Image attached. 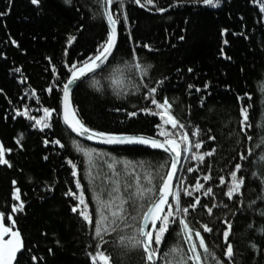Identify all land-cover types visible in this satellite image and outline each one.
I'll return each mask as SVG.
<instances>
[{
    "label": "trees",
    "instance_id": "1",
    "mask_svg": "<svg viewBox=\"0 0 264 264\" xmlns=\"http://www.w3.org/2000/svg\"><path fill=\"white\" fill-rule=\"evenodd\" d=\"M193 4H203V0H154L152 4L122 0V4L111 5L114 17H119L116 50L103 70L74 89L72 106L78 118L99 132L163 139L157 136L162 123L159 115L142 109L159 113L151 98L161 103L170 99L169 114L185 125L183 131L199 130L198 137L190 138L203 142L200 152L215 149L203 163L181 159L177 176L184 183L181 186L175 179L173 187L181 206L187 207L196 197L207 207L217 205L212 215L207 207L197 205L184 218L218 257L224 256L226 248L224 222H231L229 242L236 264H264V3L220 0L218 7ZM0 13H6L0 15V147L7 161L0 164V214L12 217L0 223L20 234L22 248L15 264H92L91 255L101 250L97 245L110 255L109 264H142V253L130 240L134 228L123 221L102 240L95 236L97 208L108 200V189L101 186L100 177L111 176L107 163L112 160L131 162L127 169L116 165L124 175L112 177V186L118 180L121 188L111 200L115 210L121 204L117 197H127L124 188L129 180L134 192L135 177L143 185L144 176L151 173L153 182L148 186L155 188L160 180L157 173L169 170L170 166L160 167L167 155L142 147L91 144L73 135L61 118L62 88L71 65L82 66L106 42L108 29L101 7L97 0H38L37 4L0 0ZM69 37H75L71 44ZM137 63L146 72L137 70ZM151 87L157 93L150 94ZM245 105L250 126L242 132L239 110ZM45 109L51 111L50 117L45 116ZM131 112L136 115L130 117ZM165 130L175 131L170 125ZM77 144L96 150L93 164L77 151ZM237 163L241 165L238 176L245 184L242 194L229 200L225 193ZM73 165L76 177L71 174ZM188 168L195 171L188 172ZM90 172L99 176L92 180ZM205 175L208 181L203 180ZM222 177L225 184L220 183ZM197 181L204 188L192 191ZM17 188L24 208L14 213L13 206L19 202L12 194ZM207 188H212L211 195H204ZM185 190L192 195H184ZM69 191L76 196L83 192L91 224L79 214L83 206L77 213L71 211L78 200L66 195ZM124 206L129 217L137 214L130 202ZM202 224L213 231L204 232ZM179 231L176 222L165 236L158 264H175L169 253L177 244L187 248ZM221 264H227L226 260Z\"/></svg>",
    "mask_w": 264,
    "mask_h": 264
},
{
    "label": "snow or ice",
    "instance_id": "2",
    "mask_svg": "<svg viewBox=\"0 0 264 264\" xmlns=\"http://www.w3.org/2000/svg\"><path fill=\"white\" fill-rule=\"evenodd\" d=\"M33 4H37L38 0H31ZM66 3H69L70 0H65ZM99 6L103 9V16L107 20V25L110 31L108 32L106 42L101 44L97 52L86 58L82 62V66L78 67L75 63L71 65L69 69L71 75L65 83H63V123L71 130L72 133H75L77 137L82 138L87 141H94L100 144L108 145H119V144H137L149 146L153 149H160L167 154L165 163L161 165V168L165 166H170L167 172L157 173L160 177L159 183L153 187H149L153 182L151 173H148L144 176L145 183L142 185L140 183V177H135V191L132 189L134 187L131 180L128 181L127 186L124 188V191L127 193V197H117L121 200V204L115 207L113 210V205L111 200L114 194L121 191L119 181H115V186H112V177H119L124 175L116 165L123 164L124 168L127 169L131 167V162L125 161H116L112 160L107 163V168L112 170L111 176L109 173H105L101 179V186L108 189L107 195L108 200L101 201L100 207L97 208V213L99 219L96 221L95 226V236L99 239H103L104 234L108 231H115L119 226L120 221H123L125 225L130 228H134L135 234L131 236L130 240L133 246L142 253L140 259L142 264H158V258L160 253V248L165 241V236L169 232L171 226L178 222L180 226V231L177 235L181 238V243L186 244L187 248H182L181 244H177L175 247L171 248L169 255H172L175 259V264H209V261H213L214 264H221V260L225 259L227 264H236L235 262V251L232 243L229 242V236L231 231V222L225 221L226 230L222 232L223 244L226 246L223 257H218L214 255L205 242V238L201 235L199 231H195L190 223L184 218L190 209L195 210L197 205L207 207L202 205V201L199 197L195 198L194 202H189L187 207L181 206L180 195L178 191L173 190V180L176 179L179 181V184L183 186V179L178 177V165L181 164V159H192L198 162L203 163L205 158L212 156L215 152V149H212L207 152H200V149L203 147V142L198 139H191L190 137H198L200 135L199 130L192 131L191 133L184 132L183 129L185 125L181 123L174 115L169 114L170 109L172 108V103L170 99H164L163 102H159L155 98L146 97V99L151 98V104L155 106V109L161 110V112L153 111L151 109H142V111L149 113L153 116L159 115V119L162 121L159 128L157 136L163 137V139H157L153 137L145 136H129V135H117L99 132L94 129H91L86 125V123L78 118V112L75 111L70 103V92L74 85H78L80 82H83V78L89 74H94L97 70L104 68V66L109 62V58L113 56L114 51L116 50L117 44V24L119 17H114L113 11L110 9V5L113 4H122V0H97ZM139 4L141 0H136ZM147 4H152L154 0H146ZM220 0H203L204 5L211 7H218ZM264 3V0H262ZM6 13H0L4 15ZM127 20V17H125ZM75 37H69V44L74 41ZM143 47L148 48L149 51H152L150 46L143 45ZM151 67V65H148ZM137 70L145 71V68H142V65L137 63L135 65ZM55 71V70H54ZM117 71H119L117 69ZM191 71V69H189ZM114 84L119 83L118 80L113 81ZM95 86V82L93 84ZM157 88L151 87L149 93H157ZM197 91H200L197 89ZM119 111V110H118ZM240 131H246L250 126L248 124V106L240 108ZM45 116L50 117L52 115L51 111L48 109L44 110ZM21 115V113H17ZM128 115L135 116V112L128 113ZM40 121H37L39 124ZM170 125L171 128L175 131L169 132L165 130V126ZM44 127L47 128L49 125L44 124ZM179 137V139H177ZM249 140H252V136L247 137ZM209 139H215V137H209ZM47 143V142H46ZM56 144L60 147H64L59 140L55 141ZM74 143H76L74 141ZM195 149V151H191ZM77 151L83 153L87 158L88 163L93 164V154L96 153L95 149H88L81 147L77 144ZM97 155H99L97 153ZM240 159H245L244 155L240 156ZM0 164H7V161L4 159V149L0 147ZM182 166V165H181ZM241 165L239 163L235 164V170L231 172V184L228 185V191L225 195L229 200H233L237 195H241V189L245 184V180L242 176H238L240 173ZM188 172H194V168H188ZM72 176L76 177V166L73 165ZM89 176L92 180H95L97 176H93L92 173H89ZM104 177H108L106 182ZM209 176L205 175L203 177L204 181H208ZM221 184H225V180L222 177L220 180ZM15 185V181L13 182ZM76 189H81V183L76 181ZM204 188V185L199 181L196 182L195 187L192 191H199ZM192 191H184V195L191 196ZM212 188H207L204 192V195H211ZM154 193V195H149ZM68 196H73L74 199L78 200V204L71 208L73 213H77L78 208L83 206V211H80V216L82 219L89 224H91V218L88 213V205L85 203L83 192L79 196H76L73 192L69 191L66 193ZM171 197V201L170 198ZM12 199L20 201L19 189H15L12 194ZM138 201H143V203L138 204ZM128 202L131 203L132 211L136 212V215L129 217L128 209L124 206ZM227 207V204L224 205ZM217 207L216 204H213L211 207H207L209 215H212V209ZM23 202H19L17 205L13 206V212L23 210ZM111 212V215H108V212ZM11 220L12 217H4L3 214H0V220ZM159 222V226L157 223ZM204 232L211 233L213 229L207 224H202ZM9 227H6L3 223H0V236L9 233ZM15 237V244L12 247H7L2 242H0V264H12L13 260L16 259V254L20 252L22 244L20 242V234L18 232L11 233ZM198 241V243H197ZM123 243V241H121ZM98 250L94 255H91L92 264H96L97 261H100L101 264H109L110 255L102 250L101 245H97ZM18 264V261H17Z\"/></svg>",
    "mask_w": 264,
    "mask_h": 264
},
{
    "label": "water",
    "instance_id": "3",
    "mask_svg": "<svg viewBox=\"0 0 264 264\" xmlns=\"http://www.w3.org/2000/svg\"><path fill=\"white\" fill-rule=\"evenodd\" d=\"M194 6H208V5H204V4H193ZM110 7V9H111V5L109 6ZM101 11H102V16H103V9L101 8ZM103 18H104V21H105V24H106V26H107V29H108V32L110 31V29L108 28V25H107V20H106V18L103 16ZM117 41H118V26H117ZM117 45V44H116ZM114 54V53H113ZM112 57H110L109 58V61H110V59H111ZM109 63V62H108ZM107 63V64H108ZM106 64V65H107ZM106 65L104 66V68L106 67ZM104 68H102V69H100V70H97L94 74H89L88 76H86V77H84L83 78V82L84 81H86V80H88V79H90L91 77H93L94 75H96L98 72H100L101 70H103ZM69 78H70V76H69ZM68 78V79H69ZM80 83H82V82H80ZM79 83V84H80ZM78 84V85H79ZM78 85H74L73 86V88H72V91L70 92V103H71V105H72V102H71V97H72V94H73V91H74V89L78 86ZM73 107V106H72ZM61 118H62V121H63V91H62V98H61ZM65 125V124H64ZM66 126V125H65ZM67 127V126H66ZM89 127V126H88ZM91 128V127H90ZM91 129H93V128H91ZM70 132H71V130L70 129H68ZM95 130V129H94ZM97 131V130H96ZM72 133V132H71ZM73 135H75V133H72ZM76 136V135H75ZM129 136H142V135H129ZM77 137V136H76ZM145 137H148V136H145ZM78 138H80V137H78ZM153 138H156V137H153ZM80 139H82V138H80ZM157 139H160V138H157ZM83 140V139H82ZM84 141H86V142H89V143H91V144H94V145H99V146H104V147H114V148H117V147H142V148H147V149H151V150H155V151H158V152H162V153H165V152H163L162 150H160V149H153V148H151V147H149V146H145V145H137V144H119V145H108V144H100V143H96V142H94V141H87V140H84ZM166 154V153H165ZM167 155V154H166ZM179 166L180 165H178V169H179ZM174 184H175V179L173 180V187H174ZM170 199V201H171V197L169 198ZM159 225V222L157 223V226ZM15 244V242L14 243H12V244H4V245H6L7 247H12L13 245ZM18 254V253H17ZM17 254H16V256H17ZM16 260V259H15ZM15 260H13V262H12V264H15Z\"/></svg>",
    "mask_w": 264,
    "mask_h": 264
},
{
    "label": "rangeland",
    "instance_id": "4",
    "mask_svg": "<svg viewBox=\"0 0 264 264\" xmlns=\"http://www.w3.org/2000/svg\"><path fill=\"white\" fill-rule=\"evenodd\" d=\"M62 98V97H61ZM177 175V174H176ZM9 239H4L3 237H2V242H4V243H10V242H13V240H14V237L12 236V234H11V231H9ZM197 243H198V241H197Z\"/></svg>",
    "mask_w": 264,
    "mask_h": 264
},
{
    "label": "bare ground",
    "instance_id": "5",
    "mask_svg": "<svg viewBox=\"0 0 264 264\" xmlns=\"http://www.w3.org/2000/svg\"><path fill=\"white\" fill-rule=\"evenodd\" d=\"M203 6V5H202ZM112 10V9H111ZM71 75V74H70ZM178 172V171H177Z\"/></svg>",
    "mask_w": 264,
    "mask_h": 264
}]
</instances>
